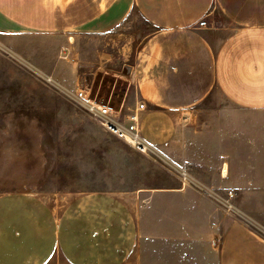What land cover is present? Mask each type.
<instances>
[{
  "label": "crops",
  "instance_id": "0c3cea01",
  "mask_svg": "<svg viewBox=\"0 0 264 264\" xmlns=\"http://www.w3.org/2000/svg\"><path fill=\"white\" fill-rule=\"evenodd\" d=\"M135 18L148 27L130 66L136 101L117 109L144 102L138 126L148 156L192 167V177L62 202L3 192L0 264H264V235L216 201L227 191L264 199V0H0V49L15 66L91 93L107 60L79 72L60 56L72 50L68 33L108 32ZM215 96L241 110L223 112L228 121L216 127L195 114L188 127L191 110Z\"/></svg>",
  "mask_w": 264,
  "mask_h": 264
},
{
  "label": "rangeland",
  "instance_id": "374dc122",
  "mask_svg": "<svg viewBox=\"0 0 264 264\" xmlns=\"http://www.w3.org/2000/svg\"><path fill=\"white\" fill-rule=\"evenodd\" d=\"M222 21L214 10L213 23ZM147 28L135 18L133 24L124 23L108 32H69L74 35L72 50L66 49L60 56L76 64L79 72L87 68L96 72L107 60L96 73L89 96L115 108L122 103L132 106L136 95L130 66L139 34ZM13 61L17 62L0 49V194L38 193L62 202L80 192L148 188L161 185L164 177L180 180L181 169L186 171L187 180L192 177V167L164 164L106 131L75 98L76 89L62 87L54 79L15 66ZM82 77L80 74L85 84ZM115 77L117 82H113ZM240 110L220 96L207 98L191 110L187 126H193L195 114L202 125H226L228 120L222 113ZM227 193L216 200L225 210ZM229 202L234 219L264 235V199L237 200L233 193Z\"/></svg>",
  "mask_w": 264,
  "mask_h": 264
},
{
  "label": "built area",
  "instance_id": "2783aa9c",
  "mask_svg": "<svg viewBox=\"0 0 264 264\" xmlns=\"http://www.w3.org/2000/svg\"><path fill=\"white\" fill-rule=\"evenodd\" d=\"M198 26H205L206 21L201 19ZM74 96L77 100L82 102L86 110L96 118L99 124L109 133L123 140L129 144L136 151L148 155L150 153L149 148L142 140L138 126V112L144 108V102H139L137 105L128 112H123L109 103H103L96 101L89 96V93H85V90L78 89L75 91ZM179 177L181 183L187 182L186 171L181 169L179 171ZM228 196L225 200L227 214L232 215V204L229 202L233 193L228 191ZM229 212V213H228Z\"/></svg>",
  "mask_w": 264,
  "mask_h": 264
},
{
  "label": "bare ground",
  "instance_id": "6f19581e",
  "mask_svg": "<svg viewBox=\"0 0 264 264\" xmlns=\"http://www.w3.org/2000/svg\"><path fill=\"white\" fill-rule=\"evenodd\" d=\"M226 165H227V164H226ZM226 165H224V166H226ZM224 166H223V167H224ZM222 172H225V168L223 169V171H222ZM222 172H221V173H222ZM224 176H225V175H224Z\"/></svg>",
  "mask_w": 264,
  "mask_h": 264
}]
</instances>
